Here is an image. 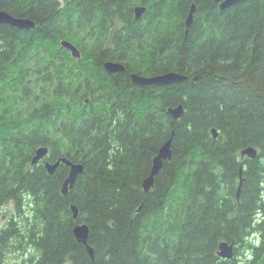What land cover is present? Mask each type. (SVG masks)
I'll return each instance as SVG.
<instances>
[{
  "label": "trees",
  "instance_id": "1",
  "mask_svg": "<svg viewBox=\"0 0 264 264\" xmlns=\"http://www.w3.org/2000/svg\"><path fill=\"white\" fill-rule=\"evenodd\" d=\"M2 9L35 26L0 24V264H264V0L224 10L215 0H0ZM107 60L127 71L107 73ZM131 70L187 79L137 86ZM171 135V158L145 192ZM40 146L83 163L66 195L64 165L50 175L30 164ZM247 146L254 158L240 156ZM81 222L93 257L74 237ZM221 240L234 242L233 259L218 256Z\"/></svg>",
  "mask_w": 264,
  "mask_h": 264
},
{
  "label": "water",
  "instance_id": "2",
  "mask_svg": "<svg viewBox=\"0 0 264 264\" xmlns=\"http://www.w3.org/2000/svg\"><path fill=\"white\" fill-rule=\"evenodd\" d=\"M240 1L241 0H215V2L219 3V8L221 10L231 7ZM145 10L146 7L144 5H137L134 8L135 19L141 18ZM195 11H196V6L194 3H192L185 20L186 31L193 22ZM0 24L12 25L19 29H30L35 26V22L32 19L27 17H16L3 9L0 10ZM60 45L61 47L69 50L73 57L75 58L81 57L80 49L76 46L75 43H73L69 39L66 38L61 39ZM103 65L106 71L108 72L117 73L125 70L124 64L119 61L107 60L104 62ZM186 79H187L186 75L176 71H167L153 76H143L136 73H133L131 75L132 82L140 86H145V85L164 86L172 83L182 82ZM167 112L171 116V118L178 119L183 113V105L180 103L176 106L168 107ZM211 133L214 138H216L219 134L216 128H212ZM171 139H172V135L162 143V145L159 147L157 151V154L153 157L150 172L142 181V187L145 192H148L153 187L155 175L162 169L164 160L171 158ZM47 152H48L47 146L38 147L35 150V154L32 157L30 163L32 165L37 164L39 160L47 154ZM256 155H257V149L253 146H247L240 150L241 157L245 156L247 158H254ZM60 162H62L65 166L69 167L68 175L64 179L61 185V193L62 195H66L67 192L74 185L77 177L84 171V165L81 162H73L67 157H61L54 163H49V162L45 163L48 173L53 174L57 166L60 164ZM242 170L243 167H241L239 171L240 179L236 190V197H239L241 185L243 182ZM70 209L72 211V217L76 219L78 216L77 206L75 204H71ZM138 210H140V207L138 208ZM72 231L75 239L78 242L82 243L86 247V250L89 253V255L93 257L94 248L88 243V236H89L88 225L85 222L76 223ZM217 254L218 256L225 259H233L234 242L221 240L220 243L218 244Z\"/></svg>",
  "mask_w": 264,
  "mask_h": 264
},
{
  "label": "flooded vegetation",
  "instance_id": "3",
  "mask_svg": "<svg viewBox=\"0 0 264 264\" xmlns=\"http://www.w3.org/2000/svg\"><path fill=\"white\" fill-rule=\"evenodd\" d=\"M67 50V49H66ZM69 51V50H68ZM69 53H70V51H69ZM71 54V53H70ZM72 56V55H71ZM81 56H82V53H81ZM73 57V56H72ZM75 58V57H74ZM80 58V57H79ZM78 59V58H77ZM104 64V63H103ZM102 64V66H103V68H104V65ZM124 66H125V64H124ZM104 70L106 71V69L104 68ZM127 71V69H126V66H125V70H123V71H121L122 73L124 72H126ZM107 73H113V72H108V71H106ZM117 73H120V72H117ZM117 73H113V74H117ZM133 73H136V74H139V73H137L136 71H134V70H131V71H129V73H128V77H129V79H130V81H131V83H133L132 82V80H131V75L133 74ZM139 75H142V74H139ZM155 75H157V74H155ZM143 76H153V75H143ZM134 84V83H133ZM134 85H137V84H134ZM137 86H140V85H137ZM86 99H87V101H86ZM85 99V102L87 103L88 101H89V98H86ZM34 154H35V152H34ZM34 154H33V156H34ZM32 156V157H33ZM61 157H64V156H62V155H60L59 153H58V155H56L55 157H52V152L50 151V148H48V152H47V154L43 157V158H41L40 160H39V162L38 163H41L42 165H43V167H44V169L46 170V172L48 173V171H47V169H46V166H45V163L46 162H49V163H54L55 161H57L59 158H61ZM52 158H54V159H52ZM32 159V158H31ZM37 163V164H38ZM61 165H64L62 162H60V164L57 166V168H56V170L54 171V173L59 169V168H61ZM65 166V165H64ZM66 167V173H65V178L67 177V175H68V172H69V167H67V166H65ZM53 173V174H54ZM49 174V173H48ZM50 175H52V174H50Z\"/></svg>",
  "mask_w": 264,
  "mask_h": 264
},
{
  "label": "rangeland",
  "instance_id": "4",
  "mask_svg": "<svg viewBox=\"0 0 264 264\" xmlns=\"http://www.w3.org/2000/svg\"><path fill=\"white\" fill-rule=\"evenodd\" d=\"M7 209H8V207H7ZM7 209H6V210H7ZM6 210H5V211H6ZM5 211L3 212V214L0 215V226H1L2 224H4V222H5V219H6V212H5ZM19 259H22V258H19ZM20 263H21V261H20Z\"/></svg>",
  "mask_w": 264,
  "mask_h": 264
},
{
  "label": "bare ground",
  "instance_id": "5",
  "mask_svg": "<svg viewBox=\"0 0 264 264\" xmlns=\"http://www.w3.org/2000/svg\"><path fill=\"white\" fill-rule=\"evenodd\" d=\"M169 115V114H168Z\"/></svg>",
  "mask_w": 264,
  "mask_h": 264
}]
</instances>
